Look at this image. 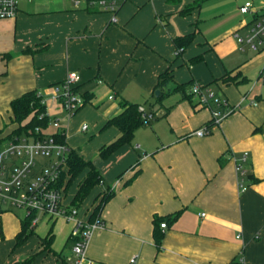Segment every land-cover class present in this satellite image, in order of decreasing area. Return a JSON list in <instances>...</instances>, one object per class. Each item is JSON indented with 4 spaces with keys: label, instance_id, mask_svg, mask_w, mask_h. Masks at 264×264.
<instances>
[{
    "label": "crops",
    "instance_id": "crops-1",
    "mask_svg": "<svg viewBox=\"0 0 264 264\" xmlns=\"http://www.w3.org/2000/svg\"><path fill=\"white\" fill-rule=\"evenodd\" d=\"M251 1L261 7L264 0ZM193 2L126 0L113 15L77 8L73 0H23L15 18L0 19V147L11 138L15 98L37 90L54 114L51 89L70 71L91 96L72 119H64L65 141L94 161L104 179L97 191L119 181L100 212L106 227L94 232L87 248L91 264H236L241 257L264 264V53L243 50L234 37L250 23L239 5L201 28L203 4L182 13ZM195 31L193 43L177 55L173 38ZM169 66L172 88L192 82L189 93L199 82L236 107L210 135L193 134L212 119L211 108L196 107L194 96L175 91L158 102L154 91ZM227 71L239 73L240 82L221 80ZM122 101L154 110L157 117L136 130L131 144L102 158L100 148L120 135L116 126L105 125L122 111ZM90 128L91 140L103 139L94 150L82 146L79 134ZM245 152L246 172L240 175L236 165ZM179 211L162 228L158 245L155 216ZM25 217L0 209V264H21L38 252L31 264H72L67 258L73 254L74 222L42 217L35 233L17 245ZM80 217L87 218L82 212ZM51 231L53 251L40 252V238Z\"/></svg>",
    "mask_w": 264,
    "mask_h": 264
},
{
    "label": "built area",
    "instance_id": "built-area-1",
    "mask_svg": "<svg viewBox=\"0 0 264 264\" xmlns=\"http://www.w3.org/2000/svg\"><path fill=\"white\" fill-rule=\"evenodd\" d=\"M21 1L23 0H0V19L15 18ZM125 1L73 0L77 8L97 9L113 15ZM239 10L250 18V23L245 34L236 30L234 37L243 50L264 53V1L261 7H257L253 1L248 0L239 7ZM260 78L264 79V66ZM79 82L77 72L70 71L61 83L52 87L51 100L57 106V112L54 114L48 109L49 102L45 95L38 92L42 97V103L46 105L40 119L45 120L47 124L44 127H35L34 133L12 136L5 146L0 147V209L23 211L25 216L31 217L32 227H35L42 217L73 221L74 227L71 232V239L74 242L73 254L67 260L72 264H91L87 257V248L94 232L97 229H104L106 222L100 213L93 220L80 217L81 210L67 203L58 188L70 147L66 142H60L56 135L58 133L66 135L67 126L64 119H72L86 103ZM189 93L198 100L197 107H210L212 111L210 123L196 129L193 132L195 135L201 137L210 135L212 126L220 124L236 109L229 105L228 100L221 98L212 87L199 82L193 83ZM113 98L111 95L110 99ZM246 99V96L242 98ZM249 102L258 105L256 100ZM139 109L146 121L154 119L155 116L147 112L145 107L140 106ZM61 113L64 114L63 117ZM50 129H53V132H50ZM87 129L88 125L84 124L82 130ZM247 159L248 153L245 152L241 155L240 163L236 165L238 174H245L243 163ZM118 183L119 181H116L112 184L109 191L113 192ZM101 184H104L103 181ZM239 184L242 190L247 188L243 177H240ZM161 226L167 227L166 223H162ZM256 238H259V235ZM131 262L135 263L136 258H132ZM236 264L248 263L241 257Z\"/></svg>",
    "mask_w": 264,
    "mask_h": 264
},
{
    "label": "trees",
    "instance_id": "trees-1",
    "mask_svg": "<svg viewBox=\"0 0 264 264\" xmlns=\"http://www.w3.org/2000/svg\"><path fill=\"white\" fill-rule=\"evenodd\" d=\"M203 1L204 0H194L191 5L187 6L182 11V13L188 14L192 12V10L200 8ZM195 36L196 31L173 38L177 55L182 54V52L193 43ZM232 72L233 71H227L221 80L226 83L238 84L240 82L238 80L239 73L233 74ZM173 79V69L169 66L159 76L154 91H160V94L157 96L158 102H162V99L165 96L175 91L180 92L184 97L191 98L192 95L187 93V88L192 82H190V84H176L174 88H172L170 83L173 82ZM38 92L39 91L37 90L28 91L12 101L11 123L14 125V128L7 136L8 138L22 133H34L35 127H44L47 124L45 120L40 119V115L45 111L46 105L42 103V97L38 95ZM85 98L86 103L91 101L90 95L86 94ZM121 106L122 111L118 115L109 119L105 125V128L116 126L120 131V135L111 143L100 148L99 155L102 158H108L124 145L131 144L136 130L141 126L150 124L157 117V113L154 110L147 111L152 113L155 117L153 120L146 121L142 115L143 113L139 109L141 105L138 103L122 101ZM49 131L53 132V129H50ZM56 136L60 142H66L65 135L58 133ZM101 181H104L103 176L94 161L87 159L77 150L70 148L67 162L62 170V175L58 183V188L63 193L65 201L70 205L77 206L81 212L86 215V219L88 220H93L101 212L102 207L113 194L112 191H109L110 186H107L104 190L97 191L96 188L101 185ZM72 188L74 192L73 195H70ZM90 196V204L88 206H83L85 200ZM179 214L180 211L168 216H155L154 237L158 245L161 244L164 236L161 224L166 223V225H168V223L174 222ZM34 233V227L31 226V217L26 216L22 221V229L17 234L16 244H23ZM53 240L54 235L52 231L46 238H40V252L53 251ZM37 254H39V252L27 257L21 262V264H31Z\"/></svg>",
    "mask_w": 264,
    "mask_h": 264
},
{
    "label": "rangeland",
    "instance_id": "rangeland-1",
    "mask_svg": "<svg viewBox=\"0 0 264 264\" xmlns=\"http://www.w3.org/2000/svg\"><path fill=\"white\" fill-rule=\"evenodd\" d=\"M242 1L244 2L245 0H241L240 2H242ZM240 2H238V0L237 1L236 0H204L202 2V4H203L202 6L204 8V11L201 15L203 17V19L200 20V27L202 28L204 23H209L214 18H218V17H222V19H224L225 17L227 18V15H224V14H228V10L231 8V6L233 4L235 5V9H236V7L238 5L240 6V4H241ZM222 12H224V14H222ZM65 123H67V121H65ZM90 131H91V128L88 132L80 131L79 134L81 135V137H83V139H85L82 146L88 144V146L92 150H94L95 147H98L99 145L101 146L103 139L102 140L101 139L100 140H97V139L91 140L92 135H91ZM43 166H46V165H43ZM39 168H40V166L38 167V169ZM73 192H74V190L72 188V190L70 191V195L71 194L73 195ZM90 201H91V196L87 200H85L83 206H88L90 204ZM14 211L18 212L21 215H24L23 211L16 210V209Z\"/></svg>",
    "mask_w": 264,
    "mask_h": 264
},
{
    "label": "water",
    "instance_id": "water-1",
    "mask_svg": "<svg viewBox=\"0 0 264 264\" xmlns=\"http://www.w3.org/2000/svg\"><path fill=\"white\" fill-rule=\"evenodd\" d=\"M160 94V91L158 90V91H156V95H159Z\"/></svg>",
    "mask_w": 264,
    "mask_h": 264
}]
</instances>
